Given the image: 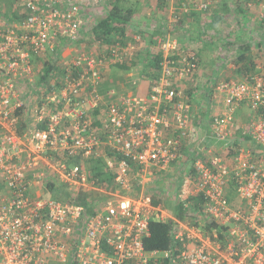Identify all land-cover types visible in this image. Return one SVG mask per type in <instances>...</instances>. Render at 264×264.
<instances>
[{
	"label": "built area",
	"instance_id": "built-area-1",
	"mask_svg": "<svg viewBox=\"0 0 264 264\" xmlns=\"http://www.w3.org/2000/svg\"><path fill=\"white\" fill-rule=\"evenodd\" d=\"M80 1L26 0L21 19L0 30V264H151L160 254L144 246L150 223L168 219L176 223L175 248L163 259L176 262L178 248L179 264H264L262 69L214 85L211 133L228 144L225 151L188 154L200 141L186 93L199 60L192 47L180 49L176 32L226 0H141L164 3L160 38L149 44L138 33L103 57L97 45V55L84 47L70 63L57 60V72L41 83L33 57L60 56L62 40L74 42L85 31L93 8ZM86 1L94 8L107 3ZM255 7L264 18V0L249 4ZM147 52L150 65L161 59L146 94L107 88L109 68L140 62ZM242 105L249 116L238 121ZM184 158L178 173L194 183L209 224L217 225L212 231L154 204L155 182ZM98 166L112 182L94 177Z\"/></svg>",
	"mask_w": 264,
	"mask_h": 264
},
{
	"label": "trees",
	"instance_id": "trees-1",
	"mask_svg": "<svg viewBox=\"0 0 264 264\" xmlns=\"http://www.w3.org/2000/svg\"><path fill=\"white\" fill-rule=\"evenodd\" d=\"M225 3L231 5L233 8L235 7V10L237 12L236 14H238L236 15V17L240 22L243 21L244 23H247L249 25L252 23L255 27H257V30L260 31L259 33L262 35H260L262 38L260 37L258 41V48H260V51L264 53V18H258L257 20H255L253 16H251V10L249 9V4L254 3V0H226ZM89 6L90 4L88 5V8H90ZM104 9H106V15L101 18L98 16L94 17L92 15V11H89L91 16L89 17L87 14L88 21L85 29L89 30L90 28V32L87 34L83 30L80 33V38L78 39L79 43L81 44V41L89 42V45H86L85 47V50L88 53L94 52L96 54V50L94 49L97 45L99 47L97 53L100 57H103L104 54L107 53V50L109 48L114 47L116 45L126 46L127 43L134 41V37L138 33H142L141 35L144 40L151 41L156 40L157 36L160 37L163 34L162 25L163 20H165L166 17V14L164 13L165 5L163 2H155L154 6H150V4H144L141 0H107ZM21 11L22 6L20 8V12ZM19 13L12 14L9 17L11 23H17L21 19L22 16ZM94 18L98 20L94 21V23H91ZM147 18H149L150 21L154 23V26L155 24L158 26L157 31L153 35V37L147 35V31L141 30L143 29L141 22H146ZM90 25H92V27H89ZM192 33L193 30L190 29V37L187 39L188 41L192 39ZM183 42L184 41L182 40L180 43L181 50L187 44H183ZM61 43L62 47L60 50L62 51V54L64 51H66V48H68L69 46L74 47V44L69 41L66 42L62 40ZM79 51L76 52L77 54L73 60H75L79 56ZM235 51H237V54L235 53L234 55ZM229 53L230 54L227 53L225 55L226 59L224 61H228V59H232L233 57L231 62L233 61L232 63L234 67L237 68L239 76L245 78L246 76L253 75L255 73L258 68V63L255 62L254 52L252 46L249 43H242L240 44L238 50L235 49L232 50V52L230 51ZM149 55L147 54L145 55V57H148ZM147 57L144 58V62L142 66H140L143 68L138 74V76L141 78L149 79L151 83L154 82L156 78L155 75L151 74L150 69L158 66L159 61L161 59V55L159 54L157 56L154 62V66L148 63ZM33 60L37 65V72L39 74V79L42 81L41 83L48 82V80L52 78L53 74L57 72L58 66L56 62L45 59V56L42 58L35 56L33 57ZM59 61H62L64 63L63 60ZM138 65L139 64L137 62H133L131 64L118 63L116 66L113 67V69H115V71L117 72L118 76L117 78H113L111 81H107V88L117 89L121 83H124L125 85L127 82L130 83L129 81H127L125 75L127 74V72L130 73L133 67H136ZM262 70L264 71V67ZM111 72H113V70L110 71V74ZM104 169L105 168L103 166L95 167L94 177L99 178L102 183L107 184L112 182L113 174L110 171L104 172ZM83 196L85 195H82L80 198L82 199ZM154 204L157 205L159 203L154 201ZM173 211L175 219L177 221L186 223L188 222L192 226H200V219L203 214V224H205L204 226H206L209 231H212V229L217 226L215 223L209 224L207 216L203 213V199L200 196H190V198H188L187 200L177 201L175 207L173 208ZM175 225L176 223L173 220H155L150 223V235L144 240V246L147 252L160 254L159 260L155 261L154 259L151 264H179L177 258L179 254L178 248H176L174 252L176 262H173L171 259H163L161 256L162 253L175 248V242L172 235Z\"/></svg>",
	"mask_w": 264,
	"mask_h": 264
},
{
	"label": "crops",
	"instance_id": "crops-1",
	"mask_svg": "<svg viewBox=\"0 0 264 264\" xmlns=\"http://www.w3.org/2000/svg\"><path fill=\"white\" fill-rule=\"evenodd\" d=\"M84 1H86V0H84ZM89 7L93 8L91 11H92V15L95 17L94 13H97V12L94 10L95 9L94 6L91 5ZM257 10L258 9L255 7L253 10L250 11L251 16H253V18L255 20H257L259 18V16L256 14ZM236 13L237 12L235 10V7L233 8L231 5H228L225 2H222L221 5L219 6V8L214 13H212L211 15L208 14V15L194 16V18L191 21H189L187 25H185L186 26L185 30H186V33L188 34V38L190 37V29L193 30L192 39H190L188 41L186 46H190L193 49H195L197 57L199 59L198 72H197L196 77L193 79V81L195 80L196 82H195V84L191 85V90H188L186 92L187 95L189 96L188 97L189 102L191 103V105L193 107V112H194V114H196L194 123L199 128L198 138L200 140L194 144L193 150L191 152H188V154H193L198 158L199 157L203 158V156L200 155V152H203V149H206V148L212 149L216 153H223L225 151V149H222L223 145L221 143L217 142L212 136L211 127H210L212 110L210 109V106H211L212 90L214 88V85L219 81V79H227V78L242 79L243 78V77L239 76V74L237 72V68H235L233 63H232L233 61L231 62L233 57H232V59H228V61H224L226 59L225 55L230 52L229 49L238 50L241 43L239 44L237 42V36L239 34H244V32H248L249 24L244 23L243 21L240 22L236 17V15H238ZM88 16L89 17L91 16L90 12L88 13ZM88 16H87V18H88ZM86 21H88V20L86 19ZM141 23H142L141 25L143 27V29H141V30L151 31L150 34H148V35L153 37V35L157 31L158 26L156 24H155V26L152 24L153 25V29H152L151 27H149L150 26L149 23H147L145 21H142ZM89 27H92V25H90ZM162 29H163V27H162ZM216 31L221 33V34L223 33V38L221 37L218 44L212 42V38L216 39L217 37L214 35L210 36L211 33H215ZM85 32L88 34L90 32V28H89V30H85ZM257 32H260V31L257 30ZM219 33H216V34L218 36H221V34H219ZM231 36H233V37H231ZM157 37L160 38L159 36H157ZM259 39L254 41L253 39L249 38L245 42V43H249L252 46V49L254 52L255 62L258 63V68L255 71V73H258L264 67V61H263L264 53L260 51V48H258ZM178 40L181 43L182 40L181 39H178ZM228 41H230L231 43H234V44L229 45L227 43ZM86 42H82L81 46H83V44ZM184 43L185 42H183V44ZM225 46H227V47H225ZM215 48L218 49V51H216L214 53L213 49H215ZM74 51H75V49L73 47L69 46L68 48H66V51L63 52L64 57L66 56L63 60L64 64L72 62L73 58L69 57L70 56L69 54H71ZM221 51H223V52H221ZM236 52L237 51L234 52V55ZM147 54L149 55L148 52L141 55L140 62L136 61L139 64L138 65L139 68H143L140 66H142V64L144 62V58L147 57V56L145 57V55H147ZM214 54H216V56H214ZM213 57H215V60L213 59ZM149 58H150V55L147 57L148 63L150 61ZM109 70L115 71V69H113V67L109 68ZM110 71L108 74L109 75V81H111ZM139 73H137V74H139ZM131 75H134V74H132L130 71V73L128 72L125 76L127 77V76H131ZM136 79L138 80V83L136 85H134L135 86L134 88L137 89V87H138L139 90L137 92H135L134 94L135 95L146 94V92L148 91V88L150 86L149 85V83H150L149 79L141 78L139 76ZM202 81H203V83H202ZM240 110L241 111H239L237 114V120L238 121L247 120V117L249 116V110L247 108H244V105L241 106ZM198 142L200 144L196 145ZM195 156H193V157H195ZM182 161H180L179 163H177L173 166V168H172L173 170L171 171V173H169L170 174L169 176L162 178V179H165V181L162 182V180H159V181L157 180L155 183H157V185H161V184H167L168 185V182H170L169 178L173 177L175 179H178V182H179L176 185V188L178 185H181V184L183 185L184 184L183 177L180 176L178 172L186 165L187 158L182 159ZM182 165H183V167H181ZM184 186H185V188H184ZM184 186H183V193H182L183 198L179 199V197L177 196L178 193H176V195H174V197L170 200L169 206H172V210L169 209V211H165L164 209L167 210L168 205L165 206V205L160 204L162 210L170 218L175 219L173 208L175 207V204L177 203V201L187 200L188 198H190V196H193V197L196 196L193 193V189H195L194 183L187 181ZM184 193H185V195H184ZM168 220H171V219H168ZM202 220H203V214H202L201 219H200L201 229H203V221Z\"/></svg>",
	"mask_w": 264,
	"mask_h": 264
},
{
	"label": "rangeland",
	"instance_id": "rangeland-1",
	"mask_svg": "<svg viewBox=\"0 0 264 264\" xmlns=\"http://www.w3.org/2000/svg\"><path fill=\"white\" fill-rule=\"evenodd\" d=\"M25 2H26V0H0V30L3 29L6 24L11 23L9 17L12 14H15V13L18 14L20 12L21 6H23V4H25ZM79 3L87 4V6H88V2L87 1H84V2L80 1ZM87 6H85V7H87ZM95 8H97L95 10L97 13H94L95 17L98 16V17L101 18V17H104L106 15V9H104V7L101 4L97 5ZM258 12H259V10H257V13ZM96 20H98V19L94 18L91 23H94V21H96ZM146 22L149 23L150 24L149 27H151L153 29L154 23H152L149 18H147ZM248 27H249L248 28V32H244V34H239L237 36V42L239 44L240 43L241 44L242 43L245 44L246 40L249 39V38L253 39L254 41H256V40H258L260 38L261 34L259 32H257V27H255L252 23ZM148 32H151V31H147V33ZM216 33H219V32L216 31L215 33H211L210 36H213V35L216 36L217 37L216 39L212 38V42L218 44V42L220 41L221 37L223 38V33L222 34L219 33V34H221V36H218ZM148 34H150V33H148ZM231 37H233V36H231ZM79 38H80V34L77 35L76 36V40L74 42H72L74 44L73 48L75 49V51L72 52L71 54H69L70 55L69 57H71L73 59L75 58V56L77 54L76 53L77 51L83 49L82 47H86V45L87 46L89 45V42H87L86 44L84 43L83 46H81L82 44L79 43V40H78ZM176 38L183 40L185 43H188V40H187L188 39V34L185 31H182V30L177 31L176 32ZM149 41L150 40H146L147 43H149ZM82 42H84V41H81V43ZM227 43L229 45H233L234 44V43H231L230 41H228ZM225 47H227V46H225ZM193 50L195 51V49H193ZM213 50H214V53L216 51H218V49H216V48L213 49ZM232 50L233 49H230L229 51H232ZM221 52H223V51H221ZM228 54H230V53H228ZM214 56H216V54H214ZM65 57H64V53L61 54L60 56H56L54 54H47L45 56V59L52 60V61L56 62V64H57V60L58 61L59 60H64ZM213 59L215 60V57H213ZM59 66L65 67V65H63L62 63ZM137 68H139V67L138 66L133 67V69L131 70V71H133V70L136 69L135 71L131 72L134 75L127 76L128 78L126 77L127 81H129L130 83L127 82L128 84L126 83V85L124 83H121L120 86L117 88V90L120 91V95H126V94H132V93L134 94L135 92H137L139 90L138 87H137V89L134 88L135 87L134 85H136L138 83V80L136 79V78H138V74L137 73H139L142 70V68H140V69H137ZM124 74H126V73H124ZM110 75H111V80L113 78H115V77L117 78V76H118L116 71L111 72ZM222 80H225V79H219V81H222ZM202 83H203V81H202ZM221 144L223 145L222 149H224L226 147V145H228V144H223V143H221ZM244 145L248 146V147L251 146L249 142H245ZM173 179H175V178H173ZM171 184H173V185H171ZM183 185H185V184H183ZM156 186H157L156 188H157L158 191H156V190L152 191L151 195L154 196L155 201L158 202L159 204H162V205H165V206L168 205V207H167L168 209L167 210L164 209L165 211H169V209L172 210V206H169L170 200L174 197V195H176L177 192L179 194L178 190H180V188H178L177 191H176V183L174 181H173V183L172 182H168V185L167 184H161V185H156ZM184 195H185V193H184ZM203 226H204V224H203Z\"/></svg>",
	"mask_w": 264,
	"mask_h": 264
}]
</instances>
